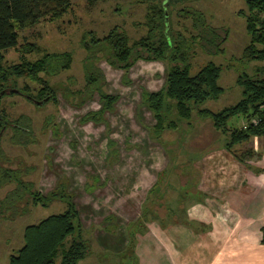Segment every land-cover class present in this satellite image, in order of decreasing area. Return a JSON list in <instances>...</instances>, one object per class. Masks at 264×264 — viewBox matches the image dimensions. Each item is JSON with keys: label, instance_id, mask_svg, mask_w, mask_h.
Instances as JSON below:
<instances>
[{"label": "rangeland", "instance_id": "obj_1", "mask_svg": "<svg viewBox=\"0 0 264 264\" xmlns=\"http://www.w3.org/2000/svg\"><path fill=\"white\" fill-rule=\"evenodd\" d=\"M149 1L158 3L163 0H71V11L60 20L52 23L41 22L18 32L19 45L29 42L35 43L49 53L67 52L72 55V62L69 70L56 76L44 77L57 90V105L47 103L36 106L21 95L7 97L2 101V107L9 120L13 121L21 115L31 119L34 142L26 145L16 144L13 140L10 141L12 131L6 129L0 142L5 159L0 160V165L25 171L24 180L34 184V188L42 195L54 191L60 183L67 187L79 212L84 238L91 248L90 254L82 264H98L99 260L102 264H131L133 260L138 264L137 244H140L142 238L136 236V246L131 253L128 246L124 249L125 253H122V242L115 241L112 243L113 246L109 243L113 237H122V227L128 226L139 216L140 209L136 211L134 208L137 207L135 205L137 203L141 207L146 198V190L141 189L140 181L143 170L155 173V169L156 172L163 170L165 164L156 161L150 163L155 158L152 154L163 149L150 138V128H147L148 137L145 130L139 137H134L130 133L131 128L126 126L133 121V118H128L133 106V89H122L121 92L125 95L122 103L119 101V97L122 96H118L119 100L114 105L112 114L114 119H119L115 120L112 129L92 124L84 126L79 123L83 115L99 108L96 95L79 108L74 105L69 94L83 89L84 86L85 51L81 47V37L84 32L92 31L101 38L114 26H118L127 33L131 41L140 39L147 33L146 28L140 24L145 22ZM184 7L200 11L211 27L228 31L223 53L211 57L201 48H196L191 58V75L196 74L210 61L221 68L217 83L223 89L222 94L217 101L208 100L200 106L217 112L241 99V88L236 83L237 77L255 76L256 70L264 67V61L242 59L243 49L248 44L245 19L242 16V12L247 14V9L243 0H172L167 5L170 29L188 38L194 36L196 32L193 31L190 19H182L178 14V10ZM39 55L33 53L26 58L33 61L38 59ZM19 57L20 53L17 50L9 49L4 52V61L8 64L18 63ZM98 65L109 83L110 92L114 93H121L120 81L122 86H126L132 81L130 75L140 73L139 71L129 73L128 82H124L121 77L123 71L109 75L105 62L101 61ZM102 68H105L106 73ZM22 85L23 80H19L17 87ZM105 89L110 94L106 86ZM146 116L153 121L154 117L151 114L147 113ZM48 119L53 121L54 129L52 126L44 128ZM206 122L211 123L209 119L201 118L194 112L189 128L165 132L162 136L163 145L168 142L166 147L170 151H174L175 154L178 150L181 152L175 164L191 163L185 171L194 172L191 178L193 180L191 185L194 187L197 180L199 183L195 163L200 151L197 145L195 148L191 146L197 141L192 139L202 141L214 139L217 144L212 146L213 148L226 141L220 133L211 131L212 123L201 126ZM242 122L243 118L238 116L230 119L227 127L238 128ZM135 123L138 127H143L139 122ZM200 126L201 130H198ZM116 130L119 132L114 135L117 139L113 142L117 157L112 159L109 157L108 139L105 138L115 134ZM194 134L197 138H192ZM134 182H137V186L130 187ZM181 187H186V191L189 188L187 184L177 185L175 189ZM12 189L13 186L0 189V200ZM186 191L184 192L187 193ZM180 192L184 194L183 191ZM65 208L63 201H54L47 208L34 206L26 197L22 202H18V211L15 215L6 213L4 217H0V264H8L9 256L22 246L23 230L26 226L62 213ZM168 217L169 221H172L170 219L172 216ZM179 218L181 221L184 220L181 213ZM174 220L179 221L178 218ZM128 254L133 259H124Z\"/></svg>", "mask_w": 264, "mask_h": 264}, {"label": "trees", "instance_id": "obj_2", "mask_svg": "<svg viewBox=\"0 0 264 264\" xmlns=\"http://www.w3.org/2000/svg\"><path fill=\"white\" fill-rule=\"evenodd\" d=\"M165 1H149L145 22L140 24L146 28L147 33L138 40L131 41L118 26H114L101 38L92 31L84 32L81 37V47L85 51L84 86L75 93H69L74 105L79 108L93 96L98 97L99 108L83 115L79 120L81 125L106 124L105 114L114 110L118 96L106 92V79L98 63L103 61L109 67L123 71L124 82H128L127 74L138 61L162 62L166 67L163 87L156 92H143L142 103L155 120L154 126L149 129L150 138L162 146L168 163L157 173L155 183L147 191L138 218L125 227L130 253L136 246V236L146 234L149 221H157L162 228L180 223L182 207L196 193L198 180L196 187L191 185L194 172L185 171L191 163L175 164L181 152L178 150L175 154L170 151L166 147L168 142L163 145L162 136L165 132L189 128L195 112L197 116L211 121L213 128L225 137L223 148L233 153L243 164L259 160L260 155L252 149L240 152L232 149L254 137L264 136V67L257 69L255 76L237 77L241 99L234 105L217 112L200 108L208 100L217 101L222 94L223 89L217 83L221 68L210 61L191 75V58L196 48H201L211 57L223 53L228 31L211 27L200 11L184 7L178 10V14L182 19H190L196 34L186 38L180 32L174 33L169 26L167 9L172 0ZM243 1L247 9V14L242 12V16L245 19L248 44L243 49L242 59L264 61V0ZM71 7V0H0V142L8 128L13 133L10 141L19 145L34 142L31 119L21 115L13 121L9 120L2 101L7 97L21 95L29 102L30 99L38 102L45 100L42 105L36 106L47 103L57 105V90L44 77L56 76L69 70L72 62V55L67 52L49 53L29 42L19 45L18 32L41 22L58 21L71 11ZM9 49L20 53L18 63L8 64L4 61V52ZM33 53L40 54V57L33 61L26 58ZM19 80H23V85L18 88ZM13 89L20 93H13ZM238 116L243 118L242 123H245L246 128H228V121ZM252 119L257 124H252ZM48 126H54L51 119L46 120L44 128ZM108 146L112 159H115V143L109 141ZM4 159L0 148V160ZM196 170L199 174V170ZM25 175L23 170L0 165V189L13 186L0 200V217L6 213L15 215L18 202L26 197L34 206L47 208L54 201H63L66 208L62 213L26 226L23 230V244L9 256L8 264H82L91 248L84 238L79 212L67 187L60 183L54 191L42 195L34 188V184L24 180ZM174 183L188 184L189 188L187 191L186 187L177 190ZM168 216H172V221H169ZM175 218L179 221H175ZM261 233V243H264V227ZM124 259L133 258L128 254ZM98 264H102L101 260Z\"/></svg>", "mask_w": 264, "mask_h": 264}, {"label": "crops", "instance_id": "obj_3", "mask_svg": "<svg viewBox=\"0 0 264 264\" xmlns=\"http://www.w3.org/2000/svg\"><path fill=\"white\" fill-rule=\"evenodd\" d=\"M106 68L109 75L123 73L108 65ZM102 69L106 73L105 68ZM134 71L140 73L129 74ZM129 75L131 83L122 86L120 81L119 85L120 92L123 88L133 89V106L128 115L133 121L126 126L131 128L132 136L139 137L145 130L148 137L147 128H152L155 120L147 118V113L148 115L152 113L143 105L142 94L156 92L163 87L166 67L162 62L138 61L129 70L127 76ZM121 77L123 79V76ZM108 86L106 80L107 91L111 95L122 96L119 97L120 100L118 99L122 103L125 95L122 92H110ZM112 113L105 114L106 124L92 125L112 129L115 120L119 119H114ZM135 122H139L143 127H138ZM206 124L211 123L206 122L201 126ZM201 126L198 130H201ZM211 129L212 132L219 133L213 126ZM118 132L119 130H116L115 134L109 135L105 140L108 139V143L116 140ZM192 138L197 137L194 134ZM192 140L197 141L191 146L195 148L197 145L200 151L195 163L199 170L195 196L190 197L182 207L181 214L184 220L180 223L162 228L157 221L148 222V230L139 237L142 240L137 244L138 264H264V243H261V230L264 227V136L254 137L232 149L234 152L252 149L260 155L259 160L248 161L246 164L240 163L233 153L223 148V144L213 148L212 146L217 144L214 139ZM152 155L155 158L151 160V164L156 161L165 164L166 167L167 157L163 149ZM143 171L140 178L141 189L146 190L147 194L160 171L156 172V169L155 173ZM134 186H137V182H134V185L132 183L130 187ZM135 205L137 207L134 209L138 211L141 207L138 203ZM112 239L109 244L113 246L112 243L115 241L122 242V253H125L124 249L128 244L125 227H122V237ZM133 263L137 264L134 260Z\"/></svg>", "mask_w": 264, "mask_h": 264}, {"label": "water", "instance_id": "obj_4", "mask_svg": "<svg viewBox=\"0 0 264 264\" xmlns=\"http://www.w3.org/2000/svg\"><path fill=\"white\" fill-rule=\"evenodd\" d=\"M12 92H13V93H20L17 89H13ZM30 100H31L32 103H34V104H36V105H42L43 102L45 101V100H44V101H40V102H38V101H35L34 99H30Z\"/></svg>", "mask_w": 264, "mask_h": 264}, {"label": "built area", "instance_id": "obj_5", "mask_svg": "<svg viewBox=\"0 0 264 264\" xmlns=\"http://www.w3.org/2000/svg\"><path fill=\"white\" fill-rule=\"evenodd\" d=\"M251 123L255 125V124H257V121H256L255 119H252V120H251ZM241 126L243 127V129L246 128V127H245V123H242Z\"/></svg>", "mask_w": 264, "mask_h": 264}]
</instances>
